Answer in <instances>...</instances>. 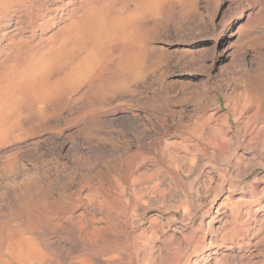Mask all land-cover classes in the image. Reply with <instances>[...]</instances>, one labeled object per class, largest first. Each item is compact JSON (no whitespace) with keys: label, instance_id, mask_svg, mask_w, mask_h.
Instances as JSON below:
<instances>
[{"label":"rangeland","instance_id":"obj_1","mask_svg":"<svg viewBox=\"0 0 264 264\" xmlns=\"http://www.w3.org/2000/svg\"><path fill=\"white\" fill-rule=\"evenodd\" d=\"M80 226L100 264H264V0H0V257L77 264Z\"/></svg>","mask_w":264,"mask_h":264},{"label":"bare ground","instance_id":"obj_2","mask_svg":"<svg viewBox=\"0 0 264 264\" xmlns=\"http://www.w3.org/2000/svg\"><path fill=\"white\" fill-rule=\"evenodd\" d=\"M89 16V15H88ZM90 17V16H89ZM90 18H92V21H94L93 20V18H96V17H90ZM90 21H88L87 22V29H89L90 28V26H91V23H89ZM102 23H104V20H102L101 19V21L99 22V24L101 25ZM96 26V25H95ZM93 27V26H92ZM79 29H80V33H81V31H82V29H81V27H78ZM85 29V28H84ZM88 32V31H87ZM77 33H79V30H78V32ZM79 33V34H80ZM78 34V35H79ZM75 35V34H74ZM82 35V34H81ZM79 37H81V36H79ZM78 37V38H79ZM73 38V37H72ZM77 38V37H76ZM80 39V38H79ZM78 39V40H79ZM81 41H82V38L80 39ZM79 40V41H80ZM83 42V41H82ZM69 43H70V41H69ZM77 43H79V42H77ZM81 43V42H80ZM60 46V45H59ZM65 45H63V47H64ZM67 46V45H66ZM70 46H72L71 44H70ZM69 46V48H70V50L68 51V48L67 49H65L66 51H68L69 52V54H68V56L70 55V53H73V49L71 50V47ZM75 46V45H74ZM54 48V47H53ZM59 49H57V48H55V50H52V51H50L49 53H50V57L52 56V58L54 57V56H60L59 54L60 53H62L63 52V49H61L60 47H58ZM64 50V51H65ZM70 51H72V52H70ZM64 55H65V53H64ZM65 56H67V53H66V55ZM46 58V57H45ZM51 58V59H52ZM55 58V57H54ZM60 58H61V56H60ZM60 58H56L57 60L58 59H60ZM47 59V58H46ZM45 61V60H44ZM47 62V61H46ZM46 62H43V64H46ZM53 62H55V60L53 61ZM53 62H51L52 64L51 65H55V63H53ZM57 62V61H56ZM59 62V61H58ZM50 63V62H49ZM48 63V64H49ZM48 69H50V68H48ZM260 93V92H259ZM263 93V92H262ZM251 94V93H250ZM255 94V93H254ZM248 95V94H247ZM259 95H261V94H259ZM263 95V94H262ZM254 96H256V95H254ZM257 96H258V93H257ZM248 96H246V98H247ZM258 98V97H257ZM247 99H250L251 100V97L250 98H247ZM246 99V100H247ZM253 100V99H252ZM255 100L257 101L258 99H256V97H255ZM261 100V99H260ZM260 100H259V103H260ZM255 101V102H256ZM262 101V100H261ZM247 102H248V100H247ZM253 103H254V101H253ZM257 103V102H256ZM38 198V197H37ZM44 207V206H43ZM38 208V207H37ZM43 209V208H42ZM72 211V210H71ZM71 213H73V212H71ZM71 215V214H70ZM81 216V215H80ZM79 216V217H80ZM84 216V215H83ZM82 217V216H81ZM74 218V217H73ZM73 218H70L69 220H71V219H73ZM74 219H76V218H74ZM80 219V221L79 220H77V221H75V222H80L81 223V218H79ZM83 219V218H82ZM84 219H86V218H84ZM88 220V219H87ZM95 220V219H94ZM94 220H91V221H93L94 222ZM89 221V220H88ZM88 221H85V222H88ZM72 222V221H71ZM74 222V221H73ZM82 223H83V221H82ZM89 223V222H88ZM73 224V223H72ZM75 224V223H74ZM73 224V225H74ZM84 224V223H83ZM94 224V223H93ZM95 224L97 225V223H96V221H95ZM72 225V226H73ZM76 225V224H75ZM84 225H86V223L84 224ZM89 225V224H88ZM88 225H87V228H88ZM89 226H91V225H89ZM101 226V225H100ZM69 227V226H68ZM95 227H97V226H95ZM120 227V226H119ZM122 227V226H121ZM120 227V228H121ZM82 226H80V228L78 227V228H74L75 230H73V234H74V240H76L77 242L75 243V245H73V246H71V248L70 247H68V248H70V250H73L74 251V253L75 252H79V255L78 256H80L78 259V262H77V264H100V254L99 253H95V254H91V253H89V254H91L90 255V257H87L86 255H84V253L82 254V251H83V246L86 244V242L87 241H82L81 240V233H85L86 232V230H85V232H81L82 231V229H85L86 227H84V228H82ZM92 228H93V225H92ZM118 228V227H117ZM65 229V228H64ZM73 228L71 227V230H72ZM104 228H101V230H103ZM119 229V228H118ZM60 230V229H59ZM58 230V231H59ZM62 230V229H61ZM98 228H93V231L91 232V234L88 232H86V235H88L89 234V244L94 248V250H98L97 252H99V246H98V244H99V233H98ZM122 230H124V229H122ZM122 230H120V231H122ZM126 230V229H125ZM124 230V231H125ZM10 231V230H9ZM8 231V232H9ZM57 231V232H58ZM87 231H90V228H89V230L87 229ZM106 231L107 230H105V232H104V230H103V236H105L104 234L106 233ZM7 232V233H8ZM141 232V231H140ZM63 233V232H62ZM108 233V232H107ZM23 234V233H22ZM61 234V233H60ZM68 234L69 233H67V237H68ZM63 235V234H62ZM100 235L102 236V234L100 233ZM107 235H109V234H107ZM127 235V234H126ZM126 235H124V236H126ZM64 236H65V234H64ZM71 236V235H70ZM128 236H129V234H128ZM128 236H126V237H128ZM61 238H62V236H60ZM73 237V236H72ZM82 237H83V235H82ZM108 237V236H107ZM106 237V238H107ZM117 237V236H116ZM116 237H114V238H116ZM3 238H5V240H2ZM1 240L2 241H5V244H1L2 246L3 245H5V247H4V250H2L4 253H5V256L7 257V258H4V259H2L1 257H0V264H68L66 261L68 260L67 258H68V255H67V249H65L63 246H61V243H53L52 245H48L47 247H48V250L51 252V251H53V249H55L56 250V252L58 253V255H60V258H61V260L60 261H57L56 259V261L53 259V258H55V257H52L50 254H48L49 252L47 251V252H45V250H43V249H41L40 247H39V245L37 244H35L34 242H33V240L32 239H30V237H26V236H24V235H21V234H19V233H15V232H10V233H8V234H5V237H3ZM31 238H34V237H31ZM85 238V237H84ZM109 238H110V236L108 237V241H109ZM129 238V237H128ZM35 239V238H34ZM103 240H104V238H102ZM124 239V238H123ZM126 239V238H125ZM135 239V238H134ZM63 240V239H62ZM61 240V241H62ZM68 240H70V238L68 239ZM84 240H87V238L86 239H84ZM102 240V241H103ZM112 240V238L110 239V241ZM114 240V239H113ZM117 240V239H116ZM129 240V239H128ZM105 241H107V240H105ZM122 241V240H121ZM1 242V241H0ZM58 242V241H57ZM74 242L75 241H73L72 243L74 244ZM124 242V241H123ZM127 242V241H126ZM104 243V242H103ZM102 243V244H103ZM125 243V242H124ZM128 243H129V241H128ZM89 244H86V245H88L87 247H88V249H89ZM120 244V243H119ZM119 244H117V245H119ZM41 246V245H40ZM52 246V248H50ZM135 246V245H134ZM55 247V248H54ZM66 247V246H65ZM67 248V247H66ZM86 248V247H85ZM47 249V248H46ZM92 249V248H91ZM91 249H89L90 251H92ZM87 250V249H86ZM85 251V250H84ZM107 251V250H106ZM0 253H1V251H0ZM53 253H55V252H53ZM72 253V252H71ZM112 254V253H111ZM56 255V254H55ZM71 255V254H70ZM85 257H84V256ZM88 255V254H87ZM126 255V254H125ZM1 256V255H0ZM76 256V255H75ZM77 256V257H78ZM4 257V256H3ZM103 257H105V256H103ZM111 257V256H110ZM115 257V256H114ZM125 257V256H124ZM127 257V256H126ZM128 257H129V255H128ZM109 258V256L107 257V259ZM116 258V257H115ZM57 259H58V256H57ZM104 259V258H103ZM110 259V258H109ZM124 259V258H123ZM113 260V259H112ZM117 260V259H116ZM115 260V261H116ZM124 260H127V258L126 259H124ZM108 261V260H107ZM110 261V260H109ZM108 261V262H109ZM87 262V263H86ZM111 262H113V261H111ZM123 263V262H122ZM128 263V262H127ZM112 264V263H111ZM115 264V263H114Z\"/></svg>","mask_w":264,"mask_h":264}]
</instances>
